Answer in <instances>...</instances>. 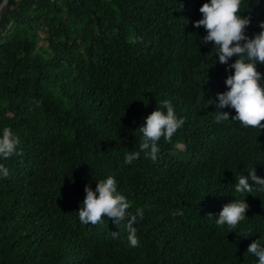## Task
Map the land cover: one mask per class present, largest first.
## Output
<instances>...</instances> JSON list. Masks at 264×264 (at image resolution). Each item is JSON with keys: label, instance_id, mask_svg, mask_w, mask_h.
I'll return each instance as SVG.
<instances>
[{"label": "trees", "instance_id": "trees-1", "mask_svg": "<svg viewBox=\"0 0 264 264\" xmlns=\"http://www.w3.org/2000/svg\"><path fill=\"white\" fill-rule=\"evenodd\" d=\"M206 2L8 0L0 135L11 128L20 154L0 159L9 170L0 177V264H258L247 249L258 239L264 246V192L250 180L253 192L238 193L235 183L252 167L264 178V129L214 122L230 73L214 42L202 44L205 29L194 27ZM241 15L251 17L246 34L254 36L264 0H242ZM163 100L183 126L171 143L161 138L155 162L140 152L125 164ZM109 176L128 212L143 211L138 247L123 223L79 221L85 186ZM235 200L249 205L246 218L218 227Z\"/></svg>", "mask_w": 264, "mask_h": 264}, {"label": "clouds", "instance_id": "clouds-1", "mask_svg": "<svg viewBox=\"0 0 264 264\" xmlns=\"http://www.w3.org/2000/svg\"><path fill=\"white\" fill-rule=\"evenodd\" d=\"M242 0H209L204 3L199 12L202 19L194 22V27H203L207 32L202 37V44L214 42L218 63L226 65L228 75L225 84L227 91L218 93L214 122L222 123L230 118L239 122L241 127L252 129H264V73L257 69V64H264V21L259 23L261 29L254 36L246 34L251 25L250 16L241 15ZM237 57L234 63H230L232 57ZM216 62V63H217ZM234 69V74L232 70ZM230 108L236 115L220 109ZM166 109V113L162 110ZM184 120L178 119L172 102L163 100L158 110L153 111L145 118V122L138 128L141 135L139 151L127 153L125 164H131L139 159L140 152H144L146 158L153 162L159 152L158 142L163 138L171 143L174 134L184 124ZM19 138L9 127H4L0 135V159H9L13 155H19L17 147ZM249 175L241 174L236 178L235 191L238 193H252L254 186L249 181L255 182L256 191L264 192V178L257 175L255 167L247 171ZM9 170L0 164V177L7 178ZM85 199L83 207L78 210L79 221L84 224L97 225L102 223V217L110 218L117 226L124 224L128 232L127 239L131 247L139 246L137 236V217L143 218L142 209H137L136 214L128 212L130 202L117 189L114 177L97 181L95 189L91 185L85 186ZM249 205L245 200H235L223 206L216 225L223 228L227 225L234 229L246 218ZM209 216H213L209 214ZM118 232H113L116 237ZM247 253L258 258V264H264V246L260 240L252 242Z\"/></svg>", "mask_w": 264, "mask_h": 264}, {"label": "water", "instance_id": "water-1", "mask_svg": "<svg viewBox=\"0 0 264 264\" xmlns=\"http://www.w3.org/2000/svg\"><path fill=\"white\" fill-rule=\"evenodd\" d=\"M7 2H8V0H3L2 3L0 4V13H1L3 7L6 5Z\"/></svg>", "mask_w": 264, "mask_h": 264}]
</instances>
